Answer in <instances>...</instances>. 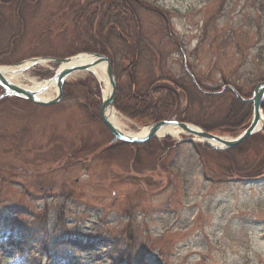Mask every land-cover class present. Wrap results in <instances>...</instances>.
Returning <instances> with one entry per match:
<instances>
[{
  "label": "rangeland",
  "instance_id": "374dc122",
  "mask_svg": "<svg viewBox=\"0 0 264 264\" xmlns=\"http://www.w3.org/2000/svg\"><path fill=\"white\" fill-rule=\"evenodd\" d=\"M101 47L124 131L152 122L130 100L155 87L160 109L233 138L223 127L242 131L252 107L227 121L233 94L204 95L189 72L207 92L250 97L264 80V0H0V66ZM59 68L37 65L21 83ZM106 87L75 71L58 104L0 100V264H264V180H243L264 171V133L227 153L180 133L114 141L99 115Z\"/></svg>",
  "mask_w": 264,
  "mask_h": 264
},
{
  "label": "water",
  "instance_id": "95a60500",
  "mask_svg": "<svg viewBox=\"0 0 264 264\" xmlns=\"http://www.w3.org/2000/svg\"><path fill=\"white\" fill-rule=\"evenodd\" d=\"M80 59H88L86 63L76 64L75 62ZM43 62H54L60 65V68L55 72V74L48 80L44 81L46 84L37 89H29L11 82L5 74L0 70V85L4 87V95H15L22 98L28 99L29 101L38 105H53L59 103L63 98L64 85L68 77L75 71H92V68L99 64L105 65V73L108 83V88L110 90L109 95H103V101L100 108V116L104 124L113 134L115 140H121L129 143H144L156 137L159 130L164 126H173L177 128L179 132H184L188 134L195 135L197 137L205 140L204 142L210 145L214 149H230L235 147L250 136L258 133L264 128V116H263V105H264V81L258 83L254 89L253 95L249 99L242 98L237 92V96L244 100L253 103V117L249 126L236 138L229 139L224 138L220 135L211 133L197 126L191 125L186 122H181L177 119H165L159 120L148 126V131L145 135H131L126 134L121 131L117 126H115L107 115V109L115 110V96L117 91V81L115 73L112 67V62L110 58L101 53H89L82 52L76 55L57 58V57H34L29 61L22 62L20 69L15 72H25L36 65ZM54 82L57 88V95L49 100H43L40 97L41 93L47 91L50 84ZM107 89V88H106ZM213 142V143H212Z\"/></svg>",
  "mask_w": 264,
  "mask_h": 264
},
{
  "label": "trees",
  "instance_id": "16d2710c",
  "mask_svg": "<svg viewBox=\"0 0 264 264\" xmlns=\"http://www.w3.org/2000/svg\"><path fill=\"white\" fill-rule=\"evenodd\" d=\"M97 50L98 52H102V53H107L106 52V49L101 47L100 49H95ZM133 56L137 57L138 56V49L137 51H133ZM136 53V54H135ZM136 88V87H135ZM155 88V87H154ZM152 87H149L148 89L144 90L142 92V94L138 95L140 97L137 96V94L135 93V91H133V94H132V100L131 101V106H132V110L130 112H135L133 114V117H137L139 115L143 116V117H147L148 120L150 121H157L159 119H162V118H172L173 116H179L181 114V112L179 111H176L174 110V112L172 113H169L171 110H165V109H160L162 107H165V106H162V107H159L160 105V102L159 101H152L153 99H151L149 97L150 94L153 93V95H155L154 93H158L159 89L156 88L154 89ZM137 89V88H136ZM177 88H174L175 92H172L170 89L168 88H165L163 93L165 92H169L170 93V96H175L177 95L178 96V93H177ZM118 100V99H117ZM152 101V102H151ZM165 100L164 99H161V103L163 104ZM237 103H239L242 107H244L245 110H237L236 109V106H237ZM116 104L119 106H117L119 108V110H121L122 112H124L125 110H122V107H120V105L118 104V102L116 101ZM170 106H176V103L173 104V103H170V105H168L167 107H170ZM248 105L244 104V103H241L240 101H238L237 99L234 98V102H233V109H231V114L230 116L227 118L226 117V120H234L235 117L238 118L239 115H242L245 117V112L246 110L248 109L247 108ZM246 107V108H245ZM138 110H141L140 112H138ZM167 112V113H166ZM249 112V110H248ZM169 113V114H168ZM167 114V115H166ZM206 129H208L209 127H206L204 126ZM230 128V129H228ZM212 129V128H211ZM223 130L224 131H228L230 133H235L237 134L238 133V127H223ZM218 153H222V152H218Z\"/></svg>",
  "mask_w": 264,
  "mask_h": 264
},
{
  "label": "bare ground",
  "instance_id": "6f19581e",
  "mask_svg": "<svg viewBox=\"0 0 264 264\" xmlns=\"http://www.w3.org/2000/svg\"><path fill=\"white\" fill-rule=\"evenodd\" d=\"M88 61V59H80L78 61H76V64H83L86 63ZM44 63V62H43ZM21 67H23L22 65L17 66H9V65H2L0 66V70L5 74V76L13 83H16L17 85H21V86H27L30 87L31 89H37L41 86H44L46 84V82L43 83H39L36 80H31L32 81V85L28 86V85H24L21 83V74L20 72H15L18 69H20ZM93 74L100 80V81H104L106 83L107 86V90L104 92V95L107 96L109 95V88H108V83H107V78H106V73H105V65L104 64H99L96 65L95 67L92 68ZM55 88V83L52 82L50 84L49 89H47V91H45L44 93H42L40 95L41 99L43 100H48L51 97H53V89ZM107 115L109 117V119L111 120V122L117 126L121 131H124L123 128V122L121 120V118L118 116V113L116 110H111V109H107ZM148 131V128H145L142 132H140L137 135H145ZM179 133V131L174 128L173 126H164L162 129L159 130L157 137H163L166 135H170V136H177ZM213 143V142H212Z\"/></svg>",
  "mask_w": 264,
  "mask_h": 264
},
{
  "label": "flooded vegetation",
  "instance_id": "af4514ba",
  "mask_svg": "<svg viewBox=\"0 0 264 264\" xmlns=\"http://www.w3.org/2000/svg\"><path fill=\"white\" fill-rule=\"evenodd\" d=\"M189 74L191 75V78H192V81H193L194 85L197 86L196 83H195V80L193 79L194 76L190 72H189Z\"/></svg>",
  "mask_w": 264,
  "mask_h": 264
}]
</instances>
